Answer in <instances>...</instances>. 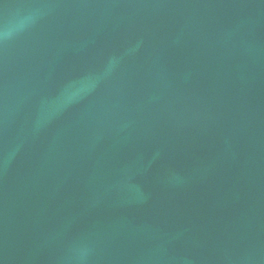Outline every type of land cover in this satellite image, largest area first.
I'll list each match as a JSON object with an SVG mask.
<instances>
[{
    "label": "water",
    "instance_id": "obj_1",
    "mask_svg": "<svg viewBox=\"0 0 264 264\" xmlns=\"http://www.w3.org/2000/svg\"><path fill=\"white\" fill-rule=\"evenodd\" d=\"M0 264H264V0H0Z\"/></svg>",
    "mask_w": 264,
    "mask_h": 264
}]
</instances>
